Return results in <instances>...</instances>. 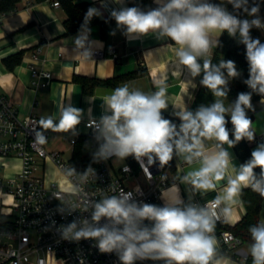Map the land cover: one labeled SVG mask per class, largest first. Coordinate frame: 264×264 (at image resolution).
Masks as SVG:
<instances>
[{"label": "clouds", "instance_id": "1", "mask_svg": "<svg viewBox=\"0 0 264 264\" xmlns=\"http://www.w3.org/2000/svg\"><path fill=\"white\" fill-rule=\"evenodd\" d=\"M155 2L158 6L147 12L138 7H123L113 10L111 16L129 38L150 33L157 39L167 37L176 46L177 62L187 68L193 79L202 76L200 86L216 99L195 111H176L181 121L177 126L162 115L169 106L165 87L160 86L151 94L130 90L127 85L117 87L104 98L111 114L103 115L96 124L97 139L103 141L96 155L105 160L112 156L121 160L132 156L138 163L146 158L149 165L159 162L161 166L175 155L189 165L198 163L197 168L183 177L194 189L215 191L217 182L225 177L227 184L206 207H179L178 196L166 199L164 206L129 203L132 193H122L120 197L97 203L92 214L95 222L107 218L113 225H123L122 228L89 226L74 232L76 224L72 223L64 234L65 237L72 234L76 240L98 239L100 251H117L122 264H134L137 259L165 260L166 264H211L217 243L211 233L220 219L216 209L224 204L221 212L227 217L231 205L238 202L242 187H250L264 196V142L238 167L232 165L233 157L224 147L233 148L242 140L253 142L255 139L246 110L252 109L253 93L264 96V43L250 33L253 28H264V20L258 15L260 5L253 2L249 8V0H228V3L252 19L241 18L211 0ZM93 15L99 13L89 8L85 19ZM225 32L234 39L238 34V43L245 47L248 78L243 82L251 89L238 93L229 107L221 98H227L230 79L239 78L241 72L234 61L224 59L213 64L208 55L213 48L222 47L219 38ZM226 114L230 117L231 130L227 127ZM78 123L79 110L68 108L58 127L68 129ZM51 125V120L46 122V126ZM205 141H215V144L209 149ZM257 168L259 174L255 172ZM145 220L152 222L151 228L142 227ZM249 231L254 241L251 245L253 264H264V222Z\"/></svg>", "mask_w": 264, "mask_h": 264}, {"label": "crops", "instance_id": "2", "mask_svg": "<svg viewBox=\"0 0 264 264\" xmlns=\"http://www.w3.org/2000/svg\"><path fill=\"white\" fill-rule=\"evenodd\" d=\"M75 2H89L99 13L97 16L105 20L104 26L95 24L67 33L64 23L67 14L64 8L61 5L54 6L50 0H20L15 10L0 14V93L10 95L21 116L34 113L39 117L41 126L51 131L46 141L49 151L59 150L64 157L70 153L66 159H71L75 147H71L63 134L57 131L64 110H79V123L75 127L83 130L82 124L86 119H101L103 115L111 114L104 104V98L117 87L127 85L130 90H139L145 94L158 91L160 86L165 87L169 106L163 110L162 115L177 126L181 121L176 117V111H195L199 107L194 103L195 97H207V90L203 91L199 84L202 76L193 79L187 68L177 62L176 46L167 37L157 39L155 34L150 33L147 36L129 38L125 35V30L117 26L111 12L130 7L126 0ZM153 2L157 4L155 0ZM160 2L164 3L165 0ZM113 32L114 35L110 34ZM112 46L116 56L110 52ZM88 49L104 50L105 56L99 59L87 57ZM214 49L208 54L210 58ZM31 64L39 70L51 72L52 79L47 86L36 87ZM227 98L231 99L226 101ZM227 98L221 99L229 107L234 100L233 96L228 95ZM251 103L252 109L246 110L252 121L251 128L255 137L261 135L264 138V100L252 98ZM201 105L208 104L202 100ZM49 120L52 125L46 126ZM205 144L211 149L215 141H205ZM224 147L233 157V166L243 164L234 148H228L227 145ZM256 147L252 145V151ZM127 162L137 170L132 156L123 160L115 157L109 164L112 172L118 174L120 167ZM198 166V163L189 165L182 157L174 155L170 184L161 194L163 204L166 199L177 196L181 201L177 206H181L186 202L192 203L195 199L211 200L221 194L227 184V177L217 182L215 191L207 192L196 190L183 181V177ZM19 169L18 158H0V176H14ZM35 172L47 180H63L62 173L51 160L39 159ZM126 182L129 185L145 183L142 177L129 178ZM247 188L249 187H242L241 191ZM10 200L11 197L7 194L0 196V213L3 214L4 204ZM237 200L236 204L231 205V211L224 222H216L215 234L227 229L224 227L234 226L244 217L246 208L241 193ZM223 207L225 205L221 204V209ZM260 219L264 222V201ZM211 235L217 242L212 260L215 264L217 261L220 264H247L246 258L251 252L247 244L242 243L234 249L225 250L216 236Z\"/></svg>", "mask_w": 264, "mask_h": 264}, {"label": "built area", "instance_id": "3", "mask_svg": "<svg viewBox=\"0 0 264 264\" xmlns=\"http://www.w3.org/2000/svg\"><path fill=\"white\" fill-rule=\"evenodd\" d=\"M52 4L61 5L59 0L52 1ZM110 52L116 56L114 46ZM86 56L103 58L105 51L88 49ZM30 69L36 87L50 83L51 72L39 70L33 64ZM258 96L264 100V96ZM99 121L92 117L83 122V130L73 126L68 129L57 127V131L73 148L84 140L99 151L103 142L97 139L96 124ZM50 134V130L41 126L36 114L21 116L10 95L0 93V158L20 160V169L14 176H0V196L7 194L11 197L3 210L10 223L0 230V264H122L117 251H100L98 239L76 240L72 234L65 237V229L72 223L76 224L74 232L89 226L122 228L123 225H113L107 218H101L99 222L92 220L97 203L113 196L120 197L122 193H132L129 203L164 206L161 194L170 184L173 159L163 166L159 162L149 165L146 158H141L139 163L134 159L137 170L127 162L120 167L118 174H114L109 161L115 156L107 160L98 156L95 164L80 169L61 151L47 149L46 141ZM262 142L264 138L259 135L249 143L257 146ZM39 159L51 160L62 173L63 180H47L36 174ZM139 177L143 178L144 184L129 185L126 182L129 178ZM214 199H195L191 205L206 207ZM216 211L220 214L216 222H224L221 205ZM149 222L145 220L142 227H148ZM211 234L225 250L242 244L229 229ZM134 264H166V261L137 259ZM211 264L215 263L212 261Z\"/></svg>", "mask_w": 264, "mask_h": 264}, {"label": "trees", "instance_id": "4", "mask_svg": "<svg viewBox=\"0 0 264 264\" xmlns=\"http://www.w3.org/2000/svg\"><path fill=\"white\" fill-rule=\"evenodd\" d=\"M19 1L20 0H0V14L15 10ZM35 1L39 2L44 0ZM126 1L130 7H138L139 9L145 12L158 6L153 2V0ZM59 2L67 14L64 22L67 33L88 28L95 24H101V26H104L105 20H101L97 15H93L87 20L85 19L89 8H92L89 2L76 3L75 0H59ZM211 2L221 4L228 11L233 12V14H238L241 18L252 19V17L247 16V14L243 11L234 10L232 8V5L228 3V0H211ZM253 2L259 4L261 7L264 3V0H249V8L252 6ZM250 34L253 38H259V35L256 33L255 28L251 30ZM238 40V34L237 37L234 39L229 37L228 34L225 32L220 39L222 47H216L211 58L213 64H218L224 59L232 60L236 63L238 71L241 72V76L237 79H230L228 87L230 88V90L232 87L237 95L241 92L251 91V89H249L243 82L245 79L248 78V63L245 56V47L244 45L238 43ZM204 90H207V97L202 99L201 95H197L194 100V103L199 106H201L202 100H204L209 105V102L212 103L216 99L215 97H213L212 93L208 89L203 87V91ZM258 97L259 96L256 93H253L252 98ZM226 119L229 120L227 127L229 130H231L232 125L230 123V117L226 116ZM230 138H232L231 134ZM233 148L243 163L250 159L252 145L246 139L239 142ZM97 152L98 149L92 148L84 140H80L75 145V149L70 160L78 168L84 169L96 163L98 158V155H96ZM255 172L259 174L260 169H255ZM240 193L242 201L246 208V213L237 224L224 228L231 230L238 238H240L242 243L247 244L251 249V245L254 243V241L252 239L251 232L249 231V229L251 227L258 226L261 223L260 214L262 203L264 201V196H261L258 192L253 191L250 187L242 190ZM187 205H191V203L186 202L179 207H185ZM9 223V218L6 215L0 213V230L6 227ZM149 226L150 228L152 227L151 221L149 222ZM246 263L253 264V257L251 255V252L247 256Z\"/></svg>", "mask_w": 264, "mask_h": 264}, {"label": "rangeland", "instance_id": "5", "mask_svg": "<svg viewBox=\"0 0 264 264\" xmlns=\"http://www.w3.org/2000/svg\"><path fill=\"white\" fill-rule=\"evenodd\" d=\"M262 20H264V3L263 5L260 7V12L258 14ZM256 30V33L259 35V38L261 40V43H264V28H261V29H255ZM229 97H232L233 96V100L235 101V99L237 98V94L235 93V90L231 87V90L229 91ZM229 99L231 98H227L225 99L226 101H228ZM248 113V112H247ZM227 115V114H226ZM70 153L68 154H65V158L69 156Z\"/></svg>", "mask_w": 264, "mask_h": 264}]
</instances>
